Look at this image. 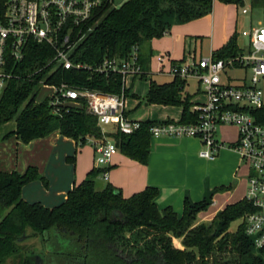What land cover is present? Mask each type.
<instances>
[{
	"label": "trees",
	"instance_id": "obj_1",
	"mask_svg": "<svg viewBox=\"0 0 264 264\" xmlns=\"http://www.w3.org/2000/svg\"><path fill=\"white\" fill-rule=\"evenodd\" d=\"M215 1L125 0L119 6L114 5V0L106 1L96 10L98 23L75 50L74 60L96 65L106 56L126 57L138 45L142 63L141 51L153 52L149 47L152 39L169 34L174 23H186L211 13ZM218 1L244 5V0ZM238 36L234 33L214 52V57L228 58L243 52ZM53 54L45 45H31L25 60L17 65L18 76L9 81L0 98V126L16 122V129L4 139L15 135L29 143L59 132L74 139L77 145H84L91 137H102L97 117L85 109L70 107L55 113L49 100H38L39 81L49 69L34 72ZM62 79L77 87L106 93H120L122 89V78L117 73L58 68L48 82ZM185 85L186 80L179 76L167 83L151 79L146 103L182 106L180 121L195 122L198 112L192 110L191 95H183ZM253 114L264 122V106ZM156 122L144 120L134 133L116 131L110 135L121 152L147 164L150 128ZM75 158L76 155L68 156V161L74 163ZM103 170L93 167L81 184L69 190L64 201L49 207L22 196L25 185L36 180L48 183L38 167L31 165L24 173L0 169V264L21 252L20 244L28 228L44 241L51 239L54 230L70 236L77 244V264H264V247L255 253L245 224L230 230L232 221L256 210L246 198L226 205L209 224H196L197 214L210 206L212 195L201 201L186 197L184 212L179 215L171 206L158 207L157 187L148 186L129 197L110 183L97 188L96 180ZM227 188L221 186L217 190ZM175 238L182 240L183 248L174 244ZM34 257L18 264H34Z\"/></svg>",
	"mask_w": 264,
	"mask_h": 264
},
{
	"label": "built area",
	"instance_id": "obj_2",
	"mask_svg": "<svg viewBox=\"0 0 264 264\" xmlns=\"http://www.w3.org/2000/svg\"><path fill=\"white\" fill-rule=\"evenodd\" d=\"M106 1L113 0H0V98L9 81L18 76L17 65L25 60L31 45L51 48L53 56L34 72L49 69L39 81L38 100H49L55 113L78 107L97 117L102 137H91L88 142L95 149L96 167L104 169L102 174L108 179V167L120 151L110 133L131 134L141 127V121L126 114L128 79L150 72L143 68L138 45L126 57L106 56L96 65L74 60L75 50L98 23L96 10ZM242 12L248 13L249 9L243 8ZM241 34L248 38V53L243 49L228 58L216 59L210 55L172 63L167 72L183 79L197 78L206 100L195 106L197 121H159L150 131L152 137H198L204 146L200 155L213 159L225 146L217 137L218 128L224 124L237 126L238 139L230 146L248 165L245 198L256 208L241 219L246 235L259 250L264 247V122L253 111L264 106V91L260 86L264 79V27H251ZM156 57L161 71L165 58ZM58 68L117 73L122 78L121 92L77 87L65 79L48 82V77ZM237 70L244 74L233 75ZM42 89H48V93L39 99Z\"/></svg>",
	"mask_w": 264,
	"mask_h": 264
},
{
	"label": "crops",
	"instance_id": "obj_3",
	"mask_svg": "<svg viewBox=\"0 0 264 264\" xmlns=\"http://www.w3.org/2000/svg\"><path fill=\"white\" fill-rule=\"evenodd\" d=\"M219 11H223L225 15L224 28L219 34H217L216 23ZM204 20L210 22L212 25L210 33L206 34V38L210 39V55H213L216 50L224 46L236 32L239 35L238 43L242 48L240 37L243 35L241 34L242 30L240 31L238 26L240 20L237 5L226 4L216 0L211 13L186 23L174 24L186 26V28L189 29L186 38H195V42H201L202 45L204 42ZM246 25H248L247 28H244L243 30L257 27L254 26L253 19H248ZM155 39L156 38L152 39L150 42L151 45ZM167 54L169 55V51ZM157 55H161V53L158 51V54H155L154 51L151 53L149 50L146 51L145 49L141 51L143 68L150 72L149 74H146L144 78H147L149 75L166 73L171 75L170 81L167 82H171L175 76L167 71H159V64L154 58ZM153 62H156L158 66L156 71L152 68ZM138 78L144 79L143 76L131 77L133 81ZM191 78L197 80L200 85L198 92L194 95L187 93L191 95V101L193 103L192 110L195 111V106L204 103L206 96L200 81L197 78ZM188 79L190 78L185 79L186 84L188 83ZM127 90H129V94L128 96L126 95V114L131 119L144 121L148 119L152 120L154 118H167L166 120H174L173 118L179 119L182 116V106L175 105L179 107L178 111L169 110L160 117L145 119L138 118L136 116L138 106L135 104H127L130 95L134 98L137 96L131 94L129 86H127ZM198 93H201L202 96L197 95ZM183 95L186 94L183 92ZM154 105L162 104H148V106ZM164 106L174 107V105ZM15 129L16 124L12 131ZM217 137L225 143V146L219 150L213 159H206L200 155L204 146L198 137H152L151 150L147 164L132 159L119 151L113 156L108 167V179H105L103 174H100L98 178H102L106 183L113 184L120 188L125 197H129L136 192L142 191L148 186L157 187L159 189V194L156 197L158 207L163 209L171 206L179 215H182L184 212V200L186 197H189L192 201H201L212 195L210 206L206 211H200L197 214L196 219V224L209 223L219 211L226 207V205L238 202L245 198L248 187V175L246 176L245 173H243L244 163L242 162L241 156L238 151L230 146L235 142L229 141L227 135H224L222 138L220 131H218ZM11 138L0 142L1 170L9 172L16 170L20 173H24L31 165L38 167V169L40 167L45 175L49 177L54 175L58 178V185L62 189H65L62 190V197H59L56 194L54 196L53 191H44L40 183L41 180H36L23 187V198L29 202H42L49 207H53L64 201L67 198V191L71 190L77 184L75 181L76 175L74 174L71 165H66L63 160L66 153L71 150L68 152L64 151L62 144H70V141L75 143L77 149L75 162H77L78 153L81 150L78 151L76 141L72 138L61 135L59 132H54L45 138L32 140L29 143H24L15 135ZM92 148L94 150L93 145ZM51 163L55 165V168L50 170L52 172H48ZM57 164L61 166L63 172L57 170ZM78 165L81 173V170L83 171V169H81L80 162ZM101 175L102 177H100ZM221 186H229V188L218 191L217 188ZM174 240H179L182 244L181 239L175 238ZM179 248H183V246L181 245Z\"/></svg>",
	"mask_w": 264,
	"mask_h": 264
},
{
	"label": "rangeland",
	"instance_id": "obj_4",
	"mask_svg": "<svg viewBox=\"0 0 264 264\" xmlns=\"http://www.w3.org/2000/svg\"><path fill=\"white\" fill-rule=\"evenodd\" d=\"M125 1V0H124ZM243 8H248L249 12L247 14H243L242 10ZM238 13H239V30L243 31L244 28H247L248 25H246L247 20L253 19L254 26L257 27H264V0H244V5H240L238 7ZM224 12L219 11V15L217 17V23H216V31L217 34H219L222 29L224 28ZM211 23L204 20V42L201 45V42L196 43L195 38H186V34H188V28L184 25H176L173 24L171 27V33L156 38L152 45L149 44V47L152 48L153 51H159L161 55L165 58L164 66L162 67L161 71H168L172 65L173 60H177L178 62H182V60L188 61L190 58L196 57V59L203 57H208L210 55L211 45H210V39L206 38V34H209L211 31ZM240 44L242 48L244 49L245 53L249 52V45L248 40L246 37L241 36L240 37ZM169 51V55L167 52ZM157 58L156 56L154 57ZM153 70L156 71L158 68L156 62H153L152 66ZM242 75L244 74L242 70H237L233 75ZM248 77H250V73H247ZM151 78L155 80L156 82H167L170 81L171 75L168 74H155V75H149L147 78L144 79H136L133 81L131 78L128 80V86L131 90V94H135L137 97L134 98L133 96H129V99L127 101V104H135L138 106L136 116L141 119L145 118H154V117H160L165 114L166 111L173 110L178 111L179 107H167L162 105H154V106H148L146 103V95L149 92L150 87V81ZM261 88L264 91V79L260 83ZM200 88L199 82L195 79H188V83L186 84V87L184 89V93H190L195 94L198 92ZM48 93V89H42L39 93V99H43ZM197 95L202 96L201 93H198ZM140 103V105H139ZM182 118V116H181ZM181 118H173L176 121L181 120ZM167 119V118H166ZM166 119H152L157 122L166 120ZM15 120L9 121L6 124H3L0 126V142L4 141V136L10 133L13 128H15ZM218 131L221 133V137L223 138L224 135H227V139L229 141L236 142L238 139V128L235 125H229L224 124L221 125L218 128ZM12 137V136H11ZM8 137V138H11ZM6 138V139H8ZM12 139V138H11ZM10 141V140H9ZM62 148L64 151H70L66 153L64 156V163L66 165H71L74 174L76 175L75 181L76 184H81L85 178L87 177L88 172L94 167L97 166L96 163V157H95V149L93 150L92 145L87 142L84 145H78V157L77 162H69L68 156H72L76 154V145L75 143L70 141V144H62ZM79 162L81 164V170L80 173V167ZM76 163V165H75ZM55 168V165L53 163L50 164V167L48 169V172H52L50 170H53ZM57 170L60 172H63L61 166L59 164L56 165ZM4 171V170H3ZM14 171V170H13ZM39 171L47 178L48 183H44L41 181V185L44 189V191H53V195H58L59 197H62V189L58 184L59 180L54 175H51V177L45 175L41 168L39 167ZM79 172V173H78ZM243 173L247 176L249 173V168L247 164H244L243 166ZM102 174V173H101ZM102 177V175L100 176ZM97 188L101 189L104 186H106V182L102 178H97L96 180ZM243 189V188H242ZM59 192V193H58ZM69 192V190L67 191ZM208 209V208H207ZM206 209V210H207ZM204 210V211H206ZM214 218V217H213ZM212 218V219H213ZM211 222V221H210ZM242 223V219L238 218L231 222L230 230L235 231ZM204 224H209L204 223ZM178 239V238H177ZM174 244L176 246H181L179 240H174ZM21 252L18 255H14L11 257L6 264H18L19 262H22L24 259L33 258L34 256V264H77L79 262L78 258L76 257V250H77V244L74 239H72L70 236L66 234H62L58 230H54L51 234V239L48 241H44L41 235L36 234L31 228H28L27 230V236L24 237V239L21 242ZM183 246V245H182ZM255 253H258L257 249L255 250ZM47 259V261H46ZM67 259V263L65 261Z\"/></svg>",
	"mask_w": 264,
	"mask_h": 264
},
{
	"label": "water",
	"instance_id": "obj_5",
	"mask_svg": "<svg viewBox=\"0 0 264 264\" xmlns=\"http://www.w3.org/2000/svg\"><path fill=\"white\" fill-rule=\"evenodd\" d=\"M123 1L124 0H114V4H115V6H119L123 3ZM154 52H155V54H158V51H154ZM116 213L122 214L120 211H116Z\"/></svg>",
	"mask_w": 264,
	"mask_h": 264
}]
</instances>
